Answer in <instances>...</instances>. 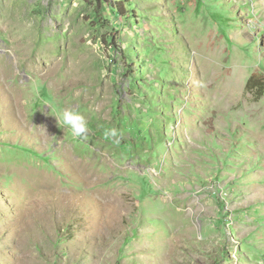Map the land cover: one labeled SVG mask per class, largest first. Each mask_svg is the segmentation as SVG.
I'll return each mask as SVG.
<instances>
[{
  "label": "rangeland",
  "instance_id": "rangeland-1",
  "mask_svg": "<svg viewBox=\"0 0 264 264\" xmlns=\"http://www.w3.org/2000/svg\"><path fill=\"white\" fill-rule=\"evenodd\" d=\"M113 1L0 0V264H264V0Z\"/></svg>",
  "mask_w": 264,
  "mask_h": 264
},
{
  "label": "clouds",
  "instance_id": "clouds-1",
  "mask_svg": "<svg viewBox=\"0 0 264 264\" xmlns=\"http://www.w3.org/2000/svg\"><path fill=\"white\" fill-rule=\"evenodd\" d=\"M55 117L58 120V125L62 123L64 126L69 127L74 137L80 139L87 138L88 127L86 120L77 110L65 109L62 112L57 113ZM107 135L116 138L118 137V132L113 128L107 133Z\"/></svg>",
  "mask_w": 264,
  "mask_h": 264
},
{
  "label": "trees",
  "instance_id": "trees-1",
  "mask_svg": "<svg viewBox=\"0 0 264 264\" xmlns=\"http://www.w3.org/2000/svg\"><path fill=\"white\" fill-rule=\"evenodd\" d=\"M107 3H109V5H111L112 7H115L116 5H118V3H114L113 0H105ZM251 80V79H250ZM250 82V81H249ZM249 84V83H248ZM248 87V85H247Z\"/></svg>",
  "mask_w": 264,
  "mask_h": 264
}]
</instances>
